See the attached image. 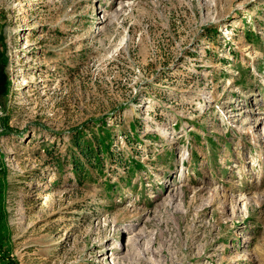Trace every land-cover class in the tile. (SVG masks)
<instances>
[{"label": "rangeland", "instance_id": "rangeland-1", "mask_svg": "<svg viewBox=\"0 0 264 264\" xmlns=\"http://www.w3.org/2000/svg\"><path fill=\"white\" fill-rule=\"evenodd\" d=\"M130 222L264 264V0H0V264H110Z\"/></svg>", "mask_w": 264, "mask_h": 264}, {"label": "bare ground", "instance_id": "bare-ground-1", "mask_svg": "<svg viewBox=\"0 0 264 264\" xmlns=\"http://www.w3.org/2000/svg\"><path fill=\"white\" fill-rule=\"evenodd\" d=\"M102 18L107 19L108 15L103 14ZM181 186V185H180ZM180 190L168 194V200H167V206L172 207V204L177 201V199L181 196L179 193ZM177 212L178 210H174ZM114 221H118L115 219ZM155 221L154 215L152 217L147 218V220L144 222L146 225H151ZM119 222V221H118ZM118 222L116 224H118ZM133 223H128L127 225L123 226L122 232L125 234H130L127 244H126V252L122 256H116V254L120 253L123 249V246H121V243L119 240H116V243L112 246L113 248V262L110 264H164L165 261L158 260L154 258L152 255H148V250L145 248H142L140 240L144 237H147L145 226H143L139 231L134 230L136 227ZM136 250V251H135Z\"/></svg>", "mask_w": 264, "mask_h": 264}, {"label": "trees", "instance_id": "trees-1", "mask_svg": "<svg viewBox=\"0 0 264 264\" xmlns=\"http://www.w3.org/2000/svg\"><path fill=\"white\" fill-rule=\"evenodd\" d=\"M73 140L75 141V144L80 148V145H81V140H80V135H76ZM81 151L83 152L84 151V147H81Z\"/></svg>", "mask_w": 264, "mask_h": 264}]
</instances>
